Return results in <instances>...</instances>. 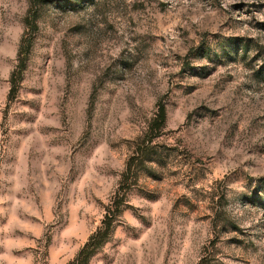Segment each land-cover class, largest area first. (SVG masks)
<instances>
[{
	"label": "rangeland",
	"instance_id": "rangeland-1",
	"mask_svg": "<svg viewBox=\"0 0 264 264\" xmlns=\"http://www.w3.org/2000/svg\"><path fill=\"white\" fill-rule=\"evenodd\" d=\"M108 206L88 264H264V0H0V264Z\"/></svg>",
	"mask_w": 264,
	"mask_h": 264
},
{
	"label": "trees",
	"instance_id": "trees-1",
	"mask_svg": "<svg viewBox=\"0 0 264 264\" xmlns=\"http://www.w3.org/2000/svg\"><path fill=\"white\" fill-rule=\"evenodd\" d=\"M34 16L29 19H26V26L31 27L34 23ZM30 50V42L29 38L24 36L20 42L19 50H18V65L13 73L20 74L24 69L25 61L27 58V54ZM12 83H15L14 76H12ZM159 122H162L164 118V108L161 107L158 112ZM113 206H108L104 217L101 221V225L96 228V230L89 236L86 243L82 246V248L78 251L76 256L72 261L68 264H88L90 258L94 255L96 250L102 246L107 240L112 232V222L114 221V212L116 209L112 208ZM112 208V209H111ZM116 208V207H115Z\"/></svg>",
	"mask_w": 264,
	"mask_h": 264
}]
</instances>
